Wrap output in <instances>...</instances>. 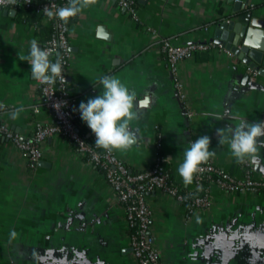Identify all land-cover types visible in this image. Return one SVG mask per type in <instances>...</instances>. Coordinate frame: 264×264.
<instances>
[{
  "label": "crops",
  "instance_id": "0c3cea01",
  "mask_svg": "<svg viewBox=\"0 0 264 264\" xmlns=\"http://www.w3.org/2000/svg\"><path fill=\"white\" fill-rule=\"evenodd\" d=\"M233 1L244 2L264 19L263 0H136L135 20L112 0H95L70 23L64 82L76 104L100 95L98 78L107 75L118 77L136 96V119L130 127L138 142L127 151H113L131 171L147 168L159 154L168 177L189 188L178 166L190 142L206 135L216 152L209 161L241 176L240 164L227 144L219 145L216 130L239 123L226 113H238L248 123L264 122V75L213 47L176 64L179 98L151 34L174 44L212 42L219 22L238 17ZM3 10L0 122L27 140L35 123H53L40 104L30 64L20 60L28 55L32 40L40 46L47 38L36 34L45 23L41 17L29 26L15 18L16 12ZM21 106L24 111L12 119L13 108ZM40 149L39 160L30 165L0 136V264H136L123 207L101 170L60 134L46 137ZM248 163L251 176L264 180V147ZM203 187L208 205L188 214L159 189L144 193L159 263L264 264V190L226 191L211 182Z\"/></svg>",
  "mask_w": 264,
  "mask_h": 264
},
{
  "label": "built area",
  "instance_id": "2783aa9c",
  "mask_svg": "<svg viewBox=\"0 0 264 264\" xmlns=\"http://www.w3.org/2000/svg\"><path fill=\"white\" fill-rule=\"evenodd\" d=\"M112 1L116 6L124 9L131 18L136 19L134 15L136 0ZM67 2L68 0H41L38 2L16 0L15 6L7 3L0 4V9L15 11L18 8H23L41 15V20L49 26L50 33L40 43V47L50 51V59L53 62H55L57 54L63 57V75H65L71 55L69 48L70 24L65 25L58 19H49L43 10L50 5L54 9L63 7ZM35 28L36 25H32V29ZM151 34L163 53L165 65L179 98H181L180 84L176 79V64L191 53L206 51L213 47L222 48L219 44L215 45L212 42L204 41L174 44L167 37H158L154 32ZM37 85L40 104L49 111L53 123L50 125L35 123L29 139L23 140L8 126L0 122V136L10 141L30 165L39 160L41 156L40 144L46 137L57 133L70 140L76 152L84 155L91 164L101 170L115 199L122 205L128 231V245L136 264H160L158 251L148 231L151 212L144 201V193L159 189L175 199L188 214L208 205V190L207 187H203L204 182H211L226 191L259 192L264 190V180L251 176L248 162L240 164L241 176L234 177L209 161L201 166V171L195 175L189 188H182L168 177L162 166L163 158L159 154L154 157L147 168L133 172L113 152L109 153L96 148L94 134L82 122L88 139L84 137L77 126V119L80 118L79 106L66 89L64 80L58 79L52 86L37 81ZM56 105H59L58 108ZM36 110V106L31 107L32 112H36Z\"/></svg>",
  "mask_w": 264,
  "mask_h": 264
},
{
  "label": "clouds",
  "instance_id": "9594fccd",
  "mask_svg": "<svg viewBox=\"0 0 264 264\" xmlns=\"http://www.w3.org/2000/svg\"><path fill=\"white\" fill-rule=\"evenodd\" d=\"M94 2L95 0H68L63 7L54 9L50 5L44 8L43 13L49 19H58L67 25L71 18ZM4 3L15 6L16 0H0V4ZM20 60L30 64L32 78L42 84L52 86L58 79L64 80L63 57L57 54L53 62L50 59V51L39 47L35 39L30 42L28 55L20 56ZM98 82L102 86V92L95 98L88 99L86 103H80V118L94 134L96 148L109 153L127 151L138 142L136 133L130 127L136 119V96L116 76H102L98 78ZM58 106L56 105L57 108ZM23 111L22 106L15 107L10 116L16 119ZM225 116L239 120V123L216 130L219 145L227 144L238 164L254 161L260 147H264V122L248 123L245 119H240L238 113L234 116H228L226 113ZM224 118L222 116L214 119ZM210 143V137L205 135L190 142L184 149L178 174L186 185L191 184L195 175L201 171V166L216 155L214 150H210ZM170 161L169 159L166 162ZM11 235L15 236V232Z\"/></svg>",
  "mask_w": 264,
  "mask_h": 264
},
{
  "label": "water",
  "instance_id": "95a60500",
  "mask_svg": "<svg viewBox=\"0 0 264 264\" xmlns=\"http://www.w3.org/2000/svg\"><path fill=\"white\" fill-rule=\"evenodd\" d=\"M232 5L238 17L219 22L213 28L210 41L219 44L246 68L264 75V19L246 9L244 2L233 1ZM14 12L4 9L2 13L12 15Z\"/></svg>",
  "mask_w": 264,
  "mask_h": 264
},
{
  "label": "trees",
  "instance_id": "16d2710c",
  "mask_svg": "<svg viewBox=\"0 0 264 264\" xmlns=\"http://www.w3.org/2000/svg\"><path fill=\"white\" fill-rule=\"evenodd\" d=\"M32 1L38 2L41 0H32ZM262 2H264V0ZM245 8L246 9H252L251 7H248V6H246ZM15 12H16L15 18L18 20L20 19V20L26 22L29 26L32 24L33 21L39 20L41 18L40 14L35 13L34 11L29 10V9L18 8L15 10ZM74 19H75V17L71 18L69 20L68 24L73 22ZM49 33H50V29H49V26H47V25H42L41 28L39 27L38 29H36V34H38L39 36L42 35L43 37H45V36L47 37L49 35ZM82 122L83 121L81 120V118L77 119V126L79 127V129L83 133L84 137L86 139H88L86 131L82 127ZM162 166L164 168L163 162H162Z\"/></svg>",
  "mask_w": 264,
  "mask_h": 264
}]
</instances>
